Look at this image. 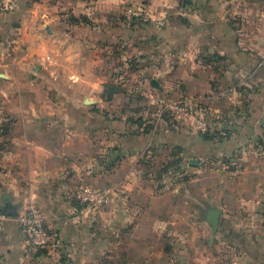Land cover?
I'll return each instance as SVG.
<instances>
[{
	"label": "crops",
	"instance_id": "obj_1",
	"mask_svg": "<svg viewBox=\"0 0 264 264\" xmlns=\"http://www.w3.org/2000/svg\"><path fill=\"white\" fill-rule=\"evenodd\" d=\"M164 95L211 130L157 119ZM81 182L110 203L78 205ZM193 200L264 264V0L0 4V264H193ZM34 203L57 236L37 251L17 222Z\"/></svg>",
	"mask_w": 264,
	"mask_h": 264
},
{
	"label": "built area",
	"instance_id": "obj_2",
	"mask_svg": "<svg viewBox=\"0 0 264 264\" xmlns=\"http://www.w3.org/2000/svg\"><path fill=\"white\" fill-rule=\"evenodd\" d=\"M8 6L12 0H0V4ZM139 15L143 21L150 22L152 18L144 10ZM159 25L164 21L158 20ZM169 114L172 120L179 123L190 124L195 131L207 134L211 130L210 123L204 118L200 109L191 98L180 97L171 99L162 97L158 101V116ZM73 199L88 210H97L111 201V190L103 189L87 182H81L73 191ZM18 225L24 235L26 244L33 250L47 249L57 241V236L50 230L45 218L36 203L17 215Z\"/></svg>",
	"mask_w": 264,
	"mask_h": 264
},
{
	"label": "rangeland",
	"instance_id": "obj_3",
	"mask_svg": "<svg viewBox=\"0 0 264 264\" xmlns=\"http://www.w3.org/2000/svg\"><path fill=\"white\" fill-rule=\"evenodd\" d=\"M227 5L229 7L228 15L231 21L233 20L234 17L233 9L231 7L232 2H230ZM144 12L149 14L148 10H144ZM144 23H149V22L145 21ZM135 42L136 40L134 41V43ZM12 45H13L12 41L6 44L8 48L12 47ZM162 97L171 98L167 95H164ZM179 97L180 96H176L173 98H179ZM155 108L156 109L154 112L158 114V107ZM197 108L200 109V107L198 106ZM149 116H151V114ZM157 117H158L157 119L159 120L162 118L166 120L171 119L168 113L164 117H159V116ZM154 118L151 117L150 120ZM155 122H157V120H155ZM183 124L184 126L189 127V129H191V132L195 133L196 135H201V133L195 131V129L190 124L187 123H183ZM193 203H194L193 204L194 213L192 220L195 229L193 232L192 239L193 240L198 239V235H199L200 236L199 241L203 245V247L200 248L201 250H199L198 260L194 258L192 263L193 264H253V262L248 258L250 248L247 245V243H248L249 234H251V232L248 230V226L242 224L241 225L242 228L238 229L236 224L238 223L237 219L233 216L231 212L224 210L222 216H220L217 229L213 230L212 223L208 219H205L206 217L205 214L203 213V210L206 209L205 206L203 207L202 204L196 200H193ZM195 205L199 208L200 212L195 211L196 210ZM246 218H249V216L248 217L243 216L242 220ZM173 236L177 240L180 239L179 232H174ZM210 238L213 239L212 242L209 241ZM175 249L177 250V252H179L181 249H183V247L178 246L175 247ZM192 254L193 256L196 254L195 247L193 248Z\"/></svg>",
	"mask_w": 264,
	"mask_h": 264
},
{
	"label": "water",
	"instance_id": "obj_4",
	"mask_svg": "<svg viewBox=\"0 0 264 264\" xmlns=\"http://www.w3.org/2000/svg\"><path fill=\"white\" fill-rule=\"evenodd\" d=\"M192 162L197 163L198 161L193 160ZM11 209H12L11 205L4 206L3 209L1 210V213L10 214L12 211ZM206 216H207V219L212 223L213 230H216L218 227L219 220H220L221 211L219 209L211 208L208 210Z\"/></svg>",
	"mask_w": 264,
	"mask_h": 264
}]
</instances>
